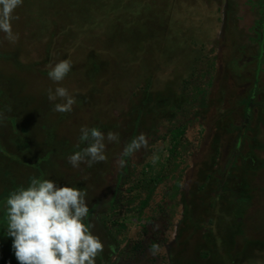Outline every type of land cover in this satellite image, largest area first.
<instances>
[{
	"label": "rangeland",
	"instance_id": "1",
	"mask_svg": "<svg viewBox=\"0 0 264 264\" xmlns=\"http://www.w3.org/2000/svg\"><path fill=\"white\" fill-rule=\"evenodd\" d=\"M13 16L12 30L19 39L11 43L0 32V81L8 83L13 99L8 105L3 102L0 117L29 119L40 128L39 135L49 125L45 140L56 153L54 167L28 168L37 180L81 188L88 206L93 197L109 201L122 168L118 161L130 140L141 132L148 136L147 148L123 159L139 170L147 160L150 175L168 156V129L185 126L180 166L157 186L140 218L121 216L127 227L114 239L105 230L92 231L104 242L109 264H174L184 241L191 248L187 256L195 253L205 230L195 233L202 194L193 191L204 171L222 177L250 104L246 138L234 168L248 155L256 156L261 166L246 177L241 232L230 254H238L248 241L264 242V0H23ZM64 59L71 60L72 69L57 84L48 72ZM255 69L259 80L251 103ZM56 87L67 88L75 97L71 112L53 110L62 102L48 99V90ZM12 103L20 107L14 109ZM218 123L224 129L219 128L213 160ZM82 126L105 135L118 133L120 141L106 144V161L74 168L68 157L87 146L79 140ZM16 153L10 158L17 160ZM153 154L159 156L156 164ZM11 166L0 167V194L18 176L17 166ZM14 170L15 175L7 174ZM179 177V191L172 198ZM18 178L21 183L29 179L23 172ZM187 210L195 223L186 228ZM153 245H158L155 253ZM249 258L233 264H264Z\"/></svg>",
	"mask_w": 264,
	"mask_h": 264
},
{
	"label": "trees",
	"instance_id": "2",
	"mask_svg": "<svg viewBox=\"0 0 264 264\" xmlns=\"http://www.w3.org/2000/svg\"><path fill=\"white\" fill-rule=\"evenodd\" d=\"M260 24L264 26V23L260 22ZM261 39L264 40V32ZM262 56L263 55H259L257 58L258 63L262 61ZM258 80V72L255 69L254 88L249 96L250 99H252L251 103L254 97L255 85H257ZM7 84L8 83L5 81H0V107L4 106L3 102H5V105H8L11 103L10 100H13L12 90L6 87ZM18 104L12 103L14 109H16V105L20 107V104ZM8 107L10 108L11 105ZM246 107L248 113L245 111L244 119L250 113L251 104ZM244 119L237 136L238 138L241 133L245 132L249 125V120L246 122ZM13 121L17 123L16 127H14ZM0 125V157L2 158V160H0V167L6 168L8 165L10 166L11 163L14 167L15 165L17 166L15 169H18V176L12 177V180L14 179L15 183L18 184H14V181H12L9 187L5 188V191L0 194V264H19L12 249L13 238L7 235V199L11 193L17 192L21 188L28 187L31 180L33 178L36 179L35 175L33 177L32 174H29L30 170L27 172L28 168H41L44 169V171H46L47 168H53L52 159L55 158L56 153L52 150V147H49V143L45 140L47 136L46 131L50 133L49 128H47L49 125L44 126L45 133L42 132L43 135L37 133L40 128L32 125L31 120L20 118L18 115H15L13 119L9 117H0ZM218 125L217 132L212 140L214 150L213 160L218 156V147L220 145L218 138L221 134L219 128L224 129V124L218 123ZM135 127L137 126L135 125ZM41 131H43V128ZM132 131L134 135L137 133L135 128ZM37 136H41L42 140H37ZM184 136L185 126L178 125L169 128L167 131V140L170 143L168 156L164 162L159 164L158 170L148 175L146 167H148L149 164L147 160L140 170L138 168L131 169L124 165L120 170L114 193L109 201H104L103 198L97 201L94 197L90 198L93 201L88 206L89 217L85 222L87 223L90 221L94 225L92 231L101 233L105 230L107 234L114 239L115 235L120 234L127 227V224L119 219L121 216L124 219L130 217L140 218L144 209L151 201L157 186L163 182L169 173L173 174L178 170L180 166L179 158L186 144ZM241 144H243V141ZM15 150H17V160L10 158L15 157L12 154ZM4 158L6 159L5 162ZM124 158L127 159L128 157ZM243 161L244 163L239 165L238 168H234V164L232 168L228 167L225 168L224 171H221L222 177L220 179L213 177L210 173H206V171L200 174L198 184L195 186L193 194L199 192L202 194L200 200L202 212L199 213L196 218L197 227L195 233H197L200 228H204L205 231L202 233L203 241L196 244L194 247L195 253L191 256H187L188 253H186L191 249L187 248L189 241H184L181 253L179 252L177 254L178 257L174 258V264H196L198 262L212 264L215 261L220 262V264H233L235 259H248L249 257V259H251L250 261L253 263L259 260L264 261L263 241H248L238 254L235 256H231L230 254L232 247L236 243V237L241 232L239 227V212L242 208L241 202L247 200L246 177L250 170L261 166V161L254 155L246 156ZM214 163L215 161L212 162V165ZM13 166L10 168H14ZM20 172H23V176L28 175L29 179L26 183L20 182V178H18ZM7 174L15 175L16 170H14L13 173L8 172ZM20 176L22 177V175ZM179 181L180 177L174 184V195L172 198H175L179 191ZM125 185H129L128 188H126L128 189L127 195L120 198L121 189ZM213 185H215V188H211ZM211 193L213 195H211ZM190 212L192 211L187 210L184 216V222L188 221V224L185 226L186 228L189 227L190 224L195 223ZM202 213L207 216L205 220ZM96 224L98 227H96ZM183 252L186 254L183 255ZM244 254L245 256L242 257ZM96 264H109L108 256L103 252L97 257Z\"/></svg>",
	"mask_w": 264,
	"mask_h": 264
},
{
	"label": "clouds",
	"instance_id": "3",
	"mask_svg": "<svg viewBox=\"0 0 264 264\" xmlns=\"http://www.w3.org/2000/svg\"><path fill=\"white\" fill-rule=\"evenodd\" d=\"M23 0H0V32L5 38L15 43L19 35L12 30L15 9ZM72 69L71 60H60L50 67L49 78L59 84ZM50 101L55 103L54 111L71 112L75 97L65 87L48 90ZM81 142L87 146L68 157L69 163L78 168L81 163L88 167L107 160L106 144L119 142L118 133L109 131L105 135L98 128L82 126ZM148 136L141 132L128 142L118 161L124 166L123 157H129L147 148ZM159 156L153 154L152 163L156 164ZM87 193L80 188L68 185L58 186L51 179L33 178L26 188L13 192L7 199V235L13 238L12 249L19 264H96L97 257L104 252V242L92 232L94 225L88 220L89 207ZM109 249L115 252L114 246ZM158 245H153L155 253Z\"/></svg>",
	"mask_w": 264,
	"mask_h": 264
},
{
	"label": "flooded vegetation",
	"instance_id": "4",
	"mask_svg": "<svg viewBox=\"0 0 264 264\" xmlns=\"http://www.w3.org/2000/svg\"><path fill=\"white\" fill-rule=\"evenodd\" d=\"M251 109V108H250ZM250 111V110H249ZM246 122H248L249 120V115L246 116V118L244 119ZM248 128V127H247ZM245 138H246V133L243 132L241 133L240 137L236 138V143H235V147L233 149V153H232V156L227 164V167L226 168H232V166L235 164L237 158L240 156V153H241V146H242V141H245Z\"/></svg>",
	"mask_w": 264,
	"mask_h": 264
}]
</instances>
